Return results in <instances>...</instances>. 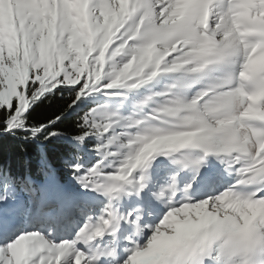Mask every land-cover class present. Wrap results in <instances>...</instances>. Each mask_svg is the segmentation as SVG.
<instances>
[{"label": "snow or ice", "instance_id": "snow-or-ice-1", "mask_svg": "<svg viewBox=\"0 0 264 264\" xmlns=\"http://www.w3.org/2000/svg\"><path fill=\"white\" fill-rule=\"evenodd\" d=\"M0 264H264V0H0Z\"/></svg>", "mask_w": 264, "mask_h": 264}]
</instances>
